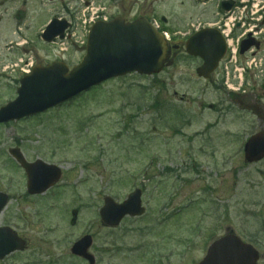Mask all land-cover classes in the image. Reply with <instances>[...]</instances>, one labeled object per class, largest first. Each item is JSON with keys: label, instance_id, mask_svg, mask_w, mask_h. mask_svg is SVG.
<instances>
[{"label": "rangeland", "instance_id": "rangeland-1", "mask_svg": "<svg viewBox=\"0 0 264 264\" xmlns=\"http://www.w3.org/2000/svg\"><path fill=\"white\" fill-rule=\"evenodd\" d=\"M74 1L0 0V54L18 62L26 51L35 64H77L84 55L78 45L60 52L58 44L47 45L34 35L52 16L64 15L66 6L75 12L80 5ZM188 3L135 0L133 6L140 12L153 7L170 31L190 19L211 22L210 7L196 10ZM13 39L25 40V49L15 44L8 49ZM259 57V66L243 73L241 90L245 100L254 98L264 110V51ZM199 65L178 52L155 79L136 73L112 78L44 113L0 126V191L9 196L0 225L27 242L2 264H86L69 248L85 233L93 237L96 264H151L161 253L166 258L160 264H193L225 228L239 231L243 225L260 231L264 242V159L246 164L242 155L244 136L258 131L263 121L226 101L215 112L217 103L227 100L226 90L217 87L221 71L208 83L197 77ZM12 66L11 76L0 77V104L14 96L13 87L6 86L16 78ZM14 146L28 161L58 165L61 184L26 197L22 173L8 158L7 149ZM135 188L142 189L144 215L126 217L113 230L103 227L97 215L103 197L121 202ZM163 227L162 240L156 231ZM257 245L264 253V243Z\"/></svg>", "mask_w": 264, "mask_h": 264}, {"label": "water", "instance_id": "water-1", "mask_svg": "<svg viewBox=\"0 0 264 264\" xmlns=\"http://www.w3.org/2000/svg\"><path fill=\"white\" fill-rule=\"evenodd\" d=\"M65 21L53 19L46 26L43 38L51 41L56 35L62 36L67 27ZM246 47L241 49V52ZM186 52L198 55L204 63L196 70L199 76L208 77L223 55L225 45L220 34L214 29H203L192 35L186 43ZM166 44L144 18L131 23L122 19L93 24L88 35L86 55L80 64L70 71L63 63L54 62L47 68H37L33 74L21 79V88L14 102L0 110V121L19 118L42 111L49 106L71 98L79 92L110 78L136 71L141 74L158 72L161 61L166 56ZM247 160L253 161L264 155V132L248 140L245 146ZM26 168L30 192H41L59 177V170L37 160L33 164L23 162L16 152H12ZM57 169V168H56ZM48 175H45V174ZM101 214L106 225H115L125 214L136 215L143 212L140 207V192L136 190L122 204L105 197ZM3 200L0 195V208ZM13 236L7 230L0 231V257L13 251ZM88 246V237L75 244L76 253H83ZM250 248L230 238L213 242L204 260L199 264H250Z\"/></svg>", "mask_w": 264, "mask_h": 264}, {"label": "flooded vegetation", "instance_id": "flooded-vegetation-1", "mask_svg": "<svg viewBox=\"0 0 264 264\" xmlns=\"http://www.w3.org/2000/svg\"><path fill=\"white\" fill-rule=\"evenodd\" d=\"M188 1H189V3L187 5L191 9L193 8V9L199 10L197 6H205L206 4H210V5H212V7L214 6L213 8L217 13L221 12V9L223 6H227L229 4V2H227L228 0H188ZM229 1H232V2L234 1L233 3L230 2V4L232 7H235L236 1L235 0H229ZM258 26H261L262 33L260 34L259 37H257L258 38L257 41H258L259 45H257V49L254 50V52L252 53L253 55H258V53L260 54V52L264 51V16L262 17L261 23H259ZM177 40H178V42L176 44H174L176 48H173L171 50L172 56H174L175 53L179 52L180 49L182 48V45H183L181 39L177 38ZM222 62H223V60L220 61L219 66L222 65ZM238 98L241 99L239 102H244L246 95H242L241 93L237 94V93H228L227 92V94H226L227 105L228 106L231 104L234 105V102ZM242 100H244V101H242ZM246 101H247V103H251L252 105H255L256 107H258L257 110L260 111V115L264 118V112H263L264 110L262 109L261 105L258 102H255L254 98L248 97V100H246ZM220 105H221V107L218 108L217 113L222 111L223 103H220ZM237 105L239 106V104H237ZM246 105H250V104H246ZM248 107L243 106V108L241 110H246V109H248ZM260 126H261V128H263L264 123H262ZM248 137H249V135L247 137L245 135L243 140H247ZM244 226L245 225L241 226L239 231H235L232 227H230V228H225L223 230V232L226 231V233H233L239 239H241L244 243L253 244L254 243L253 237H255V236H256V239H255L256 244L264 243L261 239H258V236H263L262 233H260V231H258L256 229V230L250 232L247 229H244ZM259 227H261V226H259ZM262 228H263V226H262ZM223 232H220L219 236H221ZM257 260H258L259 264H263L264 253L259 252V258Z\"/></svg>", "mask_w": 264, "mask_h": 264}]
</instances>
